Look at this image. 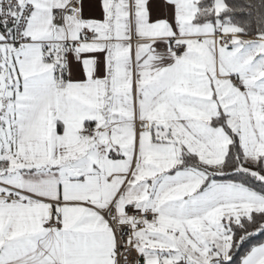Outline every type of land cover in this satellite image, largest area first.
<instances>
[{"label":"snow or ice","instance_id":"obj_1","mask_svg":"<svg viewBox=\"0 0 264 264\" xmlns=\"http://www.w3.org/2000/svg\"><path fill=\"white\" fill-rule=\"evenodd\" d=\"M0 264H264V0H0Z\"/></svg>","mask_w":264,"mask_h":264}]
</instances>
